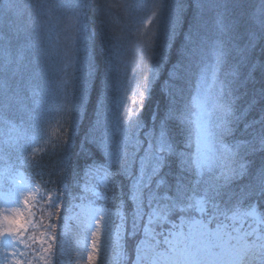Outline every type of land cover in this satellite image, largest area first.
<instances>
[{
    "label": "snow or ice",
    "instance_id": "1",
    "mask_svg": "<svg viewBox=\"0 0 264 264\" xmlns=\"http://www.w3.org/2000/svg\"><path fill=\"white\" fill-rule=\"evenodd\" d=\"M121 7L134 16L128 45L146 66L134 94L122 82L113 98L128 49L111 34L110 13L96 9L102 70L89 0H0V187L15 179L14 154L35 163L24 142L50 143L53 119L60 183L76 181L46 201L39 186L0 193V264H78L85 253L88 264L102 253L104 264H264V0ZM62 36L73 57L53 81ZM157 92L162 103L145 120ZM53 209L59 232L38 215L50 221ZM70 222L81 235L75 249Z\"/></svg>",
    "mask_w": 264,
    "mask_h": 264
},
{
    "label": "trees",
    "instance_id": "2",
    "mask_svg": "<svg viewBox=\"0 0 264 264\" xmlns=\"http://www.w3.org/2000/svg\"><path fill=\"white\" fill-rule=\"evenodd\" d=\"M128 2V0H89V8L87 10V22L89 25L90 32L96 33V50H97V62L101 65L103 70L104 58L101 55L103 49L100 45V30H101V17L97 15V7H102L106 12L110 13L109 16L105 17L108 20L109 27L111 29V34L114 36L121 37L122 43L124 44L125 48L128 49L124 52V55L120 62L117 63L115 69L112 73V84L113 88L111 90V96L113 98L118 96V89L120 88L121 82L126 78L127 75L130 74L129 71L132 66L137 63V67L135 70V79L140 82L142 80L144 74L145 64H141L139 61V57L134 50H131L130 46L128 45V40L132 38V29L135 24L134 16L130 15L128 12L125 11L122 4ZM152 0H149L151 3ZM159 2V0H157ZM249 3L258 2V0H248ZM151 27V25H149ZM73 57V51L71 49L70 43L61 38V43L59 47V57H57V64L56 70L53 72L52 78L53 81L59 78V68L62 67L63 60H71ZM69 73H71V69H69ZM99 81H97V85ZM95 92L93 93V98H95ZM158 103H162L159 93L157 92L153 97V103L146 108L144 111V119L147 120L150 114V111L155 108ZM115 107L113 104L111 108L108 109L109 113H111L112 109ZM91 115V111L89 113ZM82 134V130H81ZM60 135V133H59ZM57 141L53 143H59ZM78 142V141H77ZM26 145V150L24 151V155L26 156V152L28 151V141L24 142ZM53 143L49 146V149L42 154L37 156H30V159L34 160L35 163L33 164H19L18 156L19 153L13 155V157L7 161V165L12 167L11 175L21 171L25 178L33 184L37 188L38 192H42L45 196V201L47 200L48 194H55L57 193L58 189L60 188H69L76 183L74 177L67 180L65 183H60L61 180V150L59 147L55 149L52 147ZM5 162L0 161V168L5 167ZM13 177V176H12ZM81 186L83 185V181L81 180ZM0 191L2 192H9L12 191V185L10 181L3 184L0 187ZM72 191L79 194V190L72 187ZM90 195V194H89ZM79 203V201H76ZM44 207V205H42ZM63 211V208H62ZM53 216L49 221L47 213H39L38 215L42 214L44 216V224L49 222L55 223L58 225L57 231H60V226L62 222L58 219V216L55 212V209L52 210ZM116 223H119V220L116 219ZM35 235L39 236V231L35 232ZM29 259L33 261L32 264H41L40 260L35 256H30Z\"/></svg>",
    "mask_w": 264,
    "mask_h": 264
},
{
    "label": "rangeland",
    "instance_id": "3",
    "mask_svg": "<svg viewBox=\"0 0 264 264\" xmlns=\"http://www.w3.org/2000/svg\"><path fill=\"white\" fill-rule=\"evenodd\" d=\"M137 63L135 62V65L132 66L130 68L131 71L129 75H127V79L125 78L122 82L123 83H127L128 84V88H129V94H134L135 90L137 89V85L140 83L138 82L136 79H135V70H136V65ZM121 82V83H122ZM59 107V98L57 99V101L55 103H53L52 105V109H53V112H52V115L53 117L55 116V113H56V110L58 109ZM59 137V129L56 125V121L55 119L52 120V123H51V126L48 128V135L46 137L47 140L50 141V143L48 144H37V145H31L30 143H28V151L25 153L26 156H37L39 154H42V153H45L48 149H49V146L57 141ZM33 147H35L36 151L35 153H33ZM15 179L12 180L10 179V184L12 185V191L19 185V186H31L33 188H35L26 178L25 176L23 175L22 172H17L15 173L14 175H12ZM102 190V189H101ZM0 193H4L2 191H0ZM21 209H23V203H21L20 205ZM3 212V209H0V213ZM116 224H119V223H116ZM60 226V231L62 230L63 228V224L59 225ZM67 239L70 241V247H72L73 249L76 248V245H77V241L81 239V235L79 234V232L77 231V229L75 228V225L74 223H71L70 222V225H69V229L67 231ZM90 250V249H89ZM72 258H73V261L76 262V253L75 251L72 253ZM33 263V261H32ZM40 263L42 264V262L40 261ZM78 264H88V261H87V253L84 254L83 256V259L80 260L78 262ZM97 264H104V257H103V253L101 254V257L97 259Z\"/></svg>",
    "mask_w": 264,
    "mask_h": 264
}]
</instances>
